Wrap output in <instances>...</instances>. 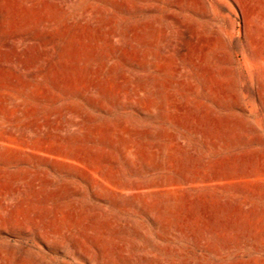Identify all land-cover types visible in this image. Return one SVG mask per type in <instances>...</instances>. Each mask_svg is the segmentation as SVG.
<instances>
[{
    "label": "rangeland",
    "instance_id": "obj_1",
    "mask_svg": "<svg viewBox=\"0 0 264 264\" xmlns=\"http://www.w3.org/2000/svg\"><path fill=\"white\" fill-rule=\"evenodd\" d=\"M0 264H264V0H0Z\"/></svg>",
    "mask_w": 264,
    "mask_h": 264
}]
</instances>
